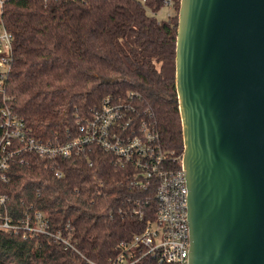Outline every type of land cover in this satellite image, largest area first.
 Returning a JSON list of instances; mask_svg holds the SVG:
<instances>
[{
    "label": "trees",
    "instance_id": "obj_1",
    "mask_svg": "<svg viewBox=\"0 0 264 264\" xmlns=\"http://www.w3.org/2000/svg\"><path fill=\"white\" fill-rule=\"evenodd\" d=\"M181 0H6L0 21L14 36L7 94L15 112L44 140L69 139L103 99L140 95L163 145L184 153L176 90ZM166 5L174 15L159 20ZM12 161L0 185L10 213L44 212L50 234L24 239L0 231V264H114L123 244L156 216L155 188L131 185L130 167L92 148L62 160V177L34 155ZM90 163L92 164L90 166ZM178 168L180 163H177ZM135 264H163L145 256Z\"/></svg>",
    "mask_w": 264,
    "mask_h": 264
},
{
    "label": "water",
    "instance_id": "obj_2",
    "mask_svg": "<svg viewBox=\"0 0 264 264\" xmlns=\"http://www.w3.org/2000/svg\"><path fill=\"white\" fill-rule=\"evenodd\" d=\"M188 264H264V0H181Z\"/></svg>",
    "mask_w": 264,
    "mask_h": 264
},
{
    "label": "built area",
    "instance_id": "obj_3",
    "mask_svg": "<svg viewBox=\"0 0 264 264\" xmlns=\"http://www.w3.org/2000/svg\"><path fill=\"white\" fill-rule=\"evenodd\" d=\"M6 0H0L2 12ZM14 36L2 24L0 28V185L10 181L12 161H26L34 155L47 162L57 177H62V160L70 161L100 148L113 155L117 165L130 167L131 185L138 190L155 188L156 216L129 243L114 264H135L151 256L163 264H188L190 228L188 188L182 155L167 149L153 124V114L138 107L140 95L129 93L125 100L103 99L91 114L77 122L75 137L41 139L33 135L15 112L7 94L12 68ZM180 163L178 168L177 163ZM92 164L90 163V166ZM9 198L0 191V231L21 235L24 239L41 234L52 235L57 243L72 247L58 234L49 232V219L42 211L25 212L14 217L7 208Z\"/></svg>",
    "mask_w": 264,
    "mask_h": 264
},
{
    "label": "rangeland",
    "instance_id": "obj_4",
    "mask_svg": "<svg viewBox=\"0 0 264 264\" xmlns=\"http://www.w3.org/2000/svg\"><path fill=\"white\" fill-rule=\"evenodd\" d=\"M175 12L171 8V6L166 5L159 13L156 14V17L159 20H167L170 15H174ZM2 27V23L0 21V28Z\"/></svg>",
    "mask_w": 264,
    "mask_h": 264
},
{
    "label": "crops",
    "instance_id": "obj_5",
    "mask_svg": "<svg viewBox=\"0 0 264 264\" xmlns=\"http://www.w3.org/2000/svg\"><path fill=\"white\" fill-rule=\"evenodd\" d=\"M0 16H1V12H0Z\"/></svg>",
    "mask_w": 264,
    "mask_h": 264
}]
</instances>
